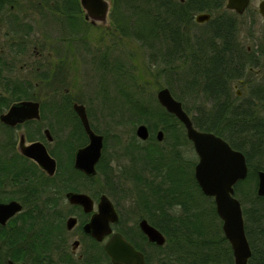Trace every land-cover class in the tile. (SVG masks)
<instances>
[{
  "label": "trees",
  "instance_id": "obj_1",
  "mask_svg": "<svg viewBox=\"0 0 264 264\" xmlns=\"http://www.w3.org/2000/svg\"><path fill=\"white\" fill-rule=\"evenodd\" d=\"M74 1L79 7V0ZM111 2L113 24L120 33L132 34L150 47H154L150 37L152 34L157 42L162 41L165 48L162 55L167 70L173 71L175 67L170 66V63L175 59H184L186 67L189 64L197 66L192 78V88L187 90L183 87V91L191 94L193 90V94L203 98V102L198 103V111L191 118L197 128L223 136L234 148L245 153L249 172L245 179L235 184V194L242 203L245 230L252 249L248 264H264V196L257 193V171L264 169V84L252 87L241 102L235 101L231 86L238 78L243 77V69L239 67V58L233 46L238 16L224 6V0ZM123 7L129 10V18H134L132 29H128L125 23L121 27L122 21L126 20L119 15V10ZM202 11L212 15L207 21L208 29L203 32V36L196 38V44L189 39L185 41L184 29L194 23V13ZM81 19V22L87 23ZM145 27H149L148 33H144ZM102 66L106 68L104 61ZM185 69L178 70L179 79ZM168 85L172 88L173 84L169 82ZM18 92L19 98L22 94ZM173 95L179 100L183 99L175 92ZM66 102L67 105L59 106V112L73 116V133L64 140L66 161L62 158L64 153L61 150H52L59 159V169L55 178H49L50 182L60 179L65 190L80 188L91 193L99 192L93 185L95 182L101 183L117 199H121L126 192L132 193L133 199L129 201L134 207L131 211L141 212L142 217L147 218L166 236L165 244L157 245L150 242L140 230L139 238L124 231L145 252L147 264L155 261L158 264H234L232 248L224 235L214 199L202 192L194 176L195 160L186 157L182 149L185 142H192L186 136L184 125L174 114L168 112L158 100L156 105L140 100L129 104V109L137 115L135 120L130 121L146 123L151 131L149 140L152 142L149 146L139 145L136 143L138 137L133 134V140L124 146V155H130V166L126 167L125 172L119 170L117 173L106 159L108 133L99 131L91 121L92 126L105 135V145L103 156L97 165V173L87 176L73 165L74 150L87 141V136L72 109L71 97ZM183 106L189 113L186 103ZM109 112V121L116 126L118 121L113 118L115 112ZM87 113L91 118L89 108ZM159 128L165 132L164 140L167 138L164 144V140L158 141L155 137ZM117 136L120 138L118 134ZM148 165L152 167V174L147 175ZM12 175L15 181L24 180V176L33 180L28 189L30 194L45 191L44 187L50 183L45 179L42 184H38L34 176L25 171L13 170ZM200 197L207 200L208 204L203 205L204 201ZM20 198L27 203L23 196ZM175 206L182 207L184 215H175L172 212ZM29 209L30 206L7 225H0V264H7L8 259L26 260L28 248L20 243L15 245V239L25 234L34 224L31 219L35 218V214L30 211L27 213ZM206 216L213 219L206 220ZM194 217L199 220L196 227L191 226L190 222ZM194 234L196 237H193Z\"/></svg>",
  "mask_w": 264,
  "mask_h": 264
},
{
  "label": "flooded vegetation",
  "instance_id": "obj_2",
  "mask_svg": "<svg viewBox=\"0 0 264 264\" xmlns=\"http://www.w3.org/2000/svg\"><path fill=\"white\" fill-rule=\"evenodd\" d=\"M251 1L252 0H249V4L242 13L227 9L234 11L238 16L236 23L237 32L235 34L233 46L239 58V67L240 69L248 68L249 71L258 72L260 67H254L251 65V62L253 61L254 64L257 63L255 56L259 52V49L255 48H259V44L252 46L250 44L245 45L243 42L244 37H257L254 34V18L248 24L239 20L240 17L247 12ZM260 1L261 0H259L257 6V15L264 21V16L259 10ZM51 2L52 4L54 3V1ZM226 2L227 0L224 1L225 7ZM58 4L59 6L55 8L58 11L55 12L64 17V23L60 25L62 37L55 45L49 46L50 40L45 26L47 22L49 23V16H52L53 19H57L50 13L49 0H0V202L17 200L22 204L21 211L9 218L5 224L0 223V225H7L10 220L15 217L17 218L21 212L27 210L28 206H30V209L27 213L30 211V213L35 214V218L31 219L32 222H34L32 228L15 239V245L20 243L28 248L26 260H19L16 262H25L26 264H115L105 247L107 241L114 232H120L136 249L143 252L145 256V252L137 247L134 241L124 233V231H127L133 234L135 238H139L138 230L143 232L139 226V222L145 217L139 216L133 220V222H127L128 217L123 216V211L120 206V201L117 200V196H114L108 191L91 193L80 188L65 190L64 184L60 179L50 182L51 180L49 178H55L54 176L59 169V159L52 150L59 151L65 146V137L73 133L74 120L71 118L73 116L67 117V115L60 114H55V116L44 114V103L41 99L36 98L34 89L40 85H43V88L49 86V58H51L53 53L56 52L59 56L61 54L64 56L70 53L73 54L76 44L81 41V32L78 28L80 18H78L79 16L76 17V14H82V18L84 19V10L80 1L78 3L79 7L76 2L73 3L70 1H63ZM111 8L112 4L110 10ZM85 21L93 26L101 27L104 25L94 24L87 20ZM104 26L110 27L112 31L114 29L111 24H105ZM243 59H245V61ZM244 81V78H238L233 87L236 88L239 87V85L244 86ZM18 91L22 94L19 98L17 96V94H19ZM235 94L238 101L241 102L243 90H236ZM63 99L64 98H62V100ZM22 100L38 101L40 117L28 118L15 124L5 122L1 117L3 113L7 112L13 103ZM55 101L56 100H53V104ZM75 102L76 101H72L71 103L73 110V104ZM60 104L65 106L67 102L62 101ZM73 115L75 116V114ZM76 115L83 126L77 113ZM89 120L92 126L90 117ZM66 124L69 125V129H65L67 126ZM92 128L97 131L93 126ZM47 130L51 138H49ZM84 132L87 136V141L78 147L88 142V134L85 129ZM22 134L24 135L25 143L39 140L45 144L48 152L57 161L56 171L53 175H49L35 160L20 152L19 143ZM61 137L64 138L61 139ZM52 143H54L53 147L56 146L55 148L50 147ZM78 147L74 150L73 165L75 151ZM127 157H130V155ZM146 168L148 169L146 174H152V167L148 165ZM8 170L11 171L9 172ZM13 170L31 173L35 178V182L38 184H42L45 179L50 183H47L48 185L44 187L45 191H41L37 194H30L28 189L31 187L33 180L24 176V180L15 181L12 175ZM115 172L117 173L116 170ZM153 173H155V170ZM78 185H80V183H78ZM39 189L42 190L41 187H39ZM72 190L87 192L93 199L92 210L86 211L83 205L71 202L68 199L67 192ZM103 194H106L111 199L118 212L119 220L117 222L111 221V233L106 234L99 240L86 231L85 225L90 221L92 215L99 210L98 205ZM124 194L125 195H123L120 200L125 199L124 201L126 202V200L133 199L132 193L126 192ZM20 196L26 199V204ZM71 219H74L73 225H69L68 223Z\"/></svg>",
  "mask_w": 264,
  "mask_h": 264
},
{
  "label": "rangeland",
  "instance_id": "obj_3",
  "mask_svg": "<svg viewBox=\"0 0 264 264\" xmlns=\"http://www.w3.org/2000/svg\"><path fill=\"white\" fill-rule=\"evenodd\" d=\"M51 1H54L52 4ZM75 2L74 0H69ZM111 3V0H109ZM225 1V0H224ZM50 13L57 19H53L49 16V23L45 26L46 32L49 35V46L55 45L56 42L62 37L60 25H63V16L58 15L55 11L58 3L61 1L49 0ZM259 0H252L245 15L240 17V21L248 24L254 18V34L257 36L244 37V44L256 45L259 44V52L256 54L257 63L251 64L254 67H260L258 72L249 71L243 69V77L245 79L244 86L239 87L231 86L234 93L235 101L239 103L235 91L242 89L243 96L249 94L252 87L258 86L260 83L264 84V21L257 15V6ZM112 10H110L111 12ZM198 13V12H196ZM194 13V16L195 14ZM78 18H82V14H76ZM119 15L123 20L126 18V22L122 21V26H127L128 29L134 27V18H129V10L126 8H120ZM82 20V19H81ZM79 22V30L81 32V41L76 44L73 54L60 56L55 52L49 58V78L47 87L43 88L41 85L34 89L37 99H41L44 103V114L54 115L61 114L59 112L60 102L66 101L71 97V101L81 102L85 104L87 109L92 114L90 118L93 125H95L99 131H107L108 137L106 138L105 154L107 162L112 165L113 169L117 172L122 170L125 172L126 167L130 166V157L124 155V146L130 144L133 140V134L135 135V128L137 123H133L130 120H135L137 115L133 114L129 109V104L136 100L144 101L146 103L157 102V91L161 87L167 86L172 82V93H177L182 96V103H186L189 108V113L194 116L198 111V103L203 102V98L197 96V94L188 93L183 91V87L190 90L192 87V78L194 70L197 68L195 64H189L186 67L184 59H175L170 66H173V71L167 70L166 62L163 60L162 52L165 51L164 45L161 40L155 39L152 34L151 40L154 42V47H150L138 37L130 34L125 35L120 33L115 25L114 17L112 13H109L108 22L106 24L114 28L113 31L108 26H93L85 22ZM110 20V21H109ZM125 23V24H124ZM100 24V23H99ZM113 24V25H112ZM149 27L144 28V33H148ZM208 29L207 22L190 24L184 29L186 39H189L192 43L196 44V38L203 36V33ZM129 32V31H128ZM170 34V33H169ZM176 37V35L174 34ZM169 45V44H168ZM254 48V47H253ZM51 49V48H49ZM262 51V52H261ZM155 52V53H153ZM152 53L154 56H152ZM64 60V61H62ZM245 61V59H243ZM106 65V68L102 66V63ZM64 63V64H62ZM251 63H254L253 61ZM186 67V69H185ZM166 69V70H165ZM180 79L177 75L178 70H184ZM163 70H165L163 72ZM174 72V73H173ZM195 87V86H194ZM197 88V87H196ZM242 96V97H243ZM62 98H64L62 100ZM178 99V98H177ZM53 100H56L53 104ZM61 100V101H60ZM60 101V102H59ZM72 103V102H71ZM264 111V106L262 107ZM70 111V110H69ZM109 111L115 112L113 118L116 119V126L110 120V116L107 113ZM68 117V116H67ZM72 121V120H71ZM65 129H69V125ZM98 131V132H99ZM102 133V132H101ZM66 134V133H65ZM120 136V138L117 136ZM223 137V136H222ZM64 137H61V139ZM226 139V138H225ZM167 140V138L165 139ZM165 140L162 144H164ZM151 140L137 139L136 143L139 145L149 146ZM54 143L50 144L53 147ZM184 154L189 159L194 158L195 163L198 160V156L192 143L185 142L182 145ZM64 154L62 158L67 160L65 146L61 150ZM195 166V164H194ZM94 187L99 192H105L106 189L101 183H94ZM203 199L202 197H200ZM120 206L123 211V216L128 217L127 222H133L136 218L141 216V212H132L134 205L131 201L120 200ZM203 205H207V200L203 199ZM175 215H184L182 207L175 206L172 209ZM207 219H213L208 218ZM215 220V218H214ZM191 226H197L199 223L198 218L190 220ZM185 226V225H184ZM196 237V234L193 235ZM150 249L149 246H146ZM158 262H153V264Z\"/></svg>",
  "mask_w": 264,
  "mask_h": 264
},
{
  "label": "water",
  "instance_id": "obj_4",
  "mask_svg": "<svg viewBox=\"0 0 264 264\" xmlns=\"http://www.w3.org/2000/svg\"><path fill=\"white\" fill-rule=\"evenodd\" d=\"M79 1L84 10L85 20L94 24H106L108 22L111 7L109 0ZM248 4L249 0H227L226 8L242 13ZM259 10L264 16V0L260 1ZM211 16L210 12H198L195 14L194 20L202 23L210 20ZM156 96L158 102L184 125L186 136L193 144L198 156L194 166L195 179L202 192L214 199L216 211L222 220L224 235L232 248L234 264H248L252 249L245 230L242 203L235 194V184L239 180L245 179L249 172L245 153L234 148L221 135L210 130L197 128L182 101L173 95L169 87L164 86L158 89ZM73 108L88 134V142L75 151L74 166L86 175L93 176L97 173V163L103 153L104 135L92 128L85 104L75 102ZM1 117L5 122L11 124L28 118H39V102L33 100L15 102ZM47 133L49 134L48 130ZM135 133L139 139L147 140L150 136V129L146 123L142 122L137 124ZM155 134L158 141L163 140V129L159 128ZM49 138H51L50 134ZM19 149L22 154L35 160L49 175L55 173L57 161L48 152L43 142L37 140L25 143L22 134ZM257 193L264 196V169L257 171ZM67 196L71 202L83 205L86 211L92 210L93 199L87 192L72 190L67 192ZM98 207L99 210L86 223L85 229L101 240L106 234L111 233L110 222H117L119 215L106 194L101 196ZM21 209L22 204L17 200L1 201L0 223L5 224ZM73 221L74 219L69 220V225H73ZM139 226L150 242L157 245L165 244L166 236L164 233L146 218L141 219ZM105 247L115 264H147L143 252L136 249L120 232H114ZM7 264L26 263L8 259Z\"/></svg>",
  "mask_w": 264,
  "mask_h": 264
}]
</instances>
